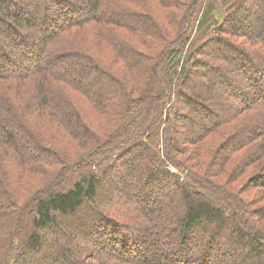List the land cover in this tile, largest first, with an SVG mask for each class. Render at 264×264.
Returning a JSON list of instances; mask_svg holds the SVG:
<instances>
[{"label":"trees","instance_id":"obj_1","mask_svg":"<svg viewBox=\"0 0 264 264\" xmlns=\"http://www.w3.org/2000/svg\"><path fill=\"white\" fill-rule=\"evenodd\" d=\"M36 1L0 0V264H264V6L194 47L206 0Z\"/></svg>","mask_w":264,"mask_h":264},{"label":"rangeland","instance_id":"obj_2","mask_svg":"<svg viewBox=\"0 0 264 264\" xmlns=\"http://www.w3.org/2000/svg\"><path fill=\"white\" fill-rule=\"evenodd\" d=\"M240 1L241 0H206V2L203 4V7L197 6L198 18H197V21H195V25H194L193 29H191L192 31L190 34V38L192 40L191 41L192 45L194 44V47H196V46L198 47V46L206 43L207 39L210 38L212 35H214V33L216 32V28H217L219 23H221V26L225 25V23L222 22V20L224 19V15L227 14L234 6L238 5ZM36 3L37 4H43V0H37ZM247 4H248L247 7L249 6V8L253 9V11H254V10H257L259 8V5L262 4L264 6V0H247ZM198 10H199V12H198ZM220 14H222L221 17H220ZM216 19H218V20H216ZM215 20L218 21L217 25L212 26V28H215V29L211 28V30L209 32H206V29L208 27H210L212 25L213 21H215ZM198 22H199V25H198ZM249 25H253V23H251V21H250ZM241 27H242V25H241ZM8 49L12 50V53L14 52L12 47H8ZM250 69L251 68H249L248 70L250 71ZM94 79L95 78L93 77V75L90 76V78H89L90 81H93ZM89 80H86L85 82L89 83L90 82ZM86 109L87 108H86L85 101H84L83 104L81 105V107L79 108L80 112L84 116H86L88 111L90 112V110H86ZM39 134H42V133L40 132ZM22 138L24 139L25 136L23 135ZM237 166H238V164H237ZM252 171H255V167H250L248 169L249 174ZM109 174H110L109 178L108 179L106 178V181L109 180L108 182L111 184L115 179V175L113 172H110ZM160 177H161V183H162L161 188H160L161 193H163V195H165V197L173 195L174 192H176V188H174V186H173V180H171L170 178H167L165 176V174H163V172L161 173ZM132 179L134 182L135 177L132 176ZM101 188L103 189V187H101ZM210 188L211 187H209V186L206 187V191L211 194ZM246 188H248V187H246ZM102 191H104L108 195L110 194L113 196L114 193L116 195V192L112 189L102 190ZM211 195H214V194L212 193ZM173 198H174V201L171 203L170 208H173L174 210L179 211L182 208L181 206H182L183 200H182V198H180V199L175 198V197H173ZM251 198H253L254 200L248 201V199H251ZM248 199H247V202H249L250 204H249V206H247V209H250V212L252 210H259L261 206L262 207L264 206V189H261V190H259L258 188L252 189L251 193L248 196ZM98 200H99L100 204L97 206V210L105 212V210L103 208H106L107 203H105V200H101V198ZM92 204H94V203H92ZM262 226H263V224H262ZM224 227H225L223 229L224 233L228 232V230L230 232V223L227 222ZM209 228H210V230L212 229L211 227H207V229H209ZM199 232H200V230H196L195 235L196 236L199 235ZM229 238H231L230 241H229ZM226 239L227 238H224V239L222 238V241L225 242ZM228 241L233 244L234 239L229 235ZM227 243H226L225 248L227 250H229V248H231V245L229 246ZM244 247H245V244L241 243L239 245V247L236 249V251H234V249H232L231 252L241 254ZM246 263L247 264H254L253 262H250L249 260ZM229 264H236V263H229ZM238 264H240V263H238Z\"/></svg>","mask_w":264,"mask_h":264}]
</instances>
